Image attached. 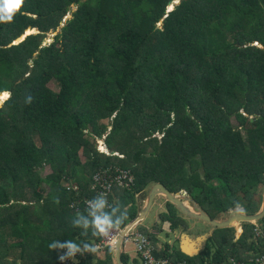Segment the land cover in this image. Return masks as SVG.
<instances>
[{
  "label": "trees",
  "instance_id": "trees-1",
  "mask_svg": "<svg viewBox=\"0 0 264 264\" xmlns=\"http://www.w3.org/2000/svg\"><path fill=\"white\" fill-rule=\"evenodd\" d=\"M173 1L25 0L0 24V93H10L0 106V264H114L108 246L66 257L51 247L100 242L71 222L89 218L85 200L101 193L127 212L120 227L156 182L186 191L212 218L259 210L264 0H179L170 9ZM29 29L39 33L13 44ZM107 129L108 154L97 149ZM120 170L132 176L122 185L113 181ZM166 207L161 222L184 224ZM258 224L257 239L244 224L235 242L233 228H217L214 255L208 245L188 256L167 243L155 254L231 264L234 247L264 254V216ZM121 260L130 264L123 251Z\"/></svg>",
  "mask_w": 264,
  "mask_h": 264
},
{
  "label": "clouds",
  "instance_id": "clouds-1",
  "mask_svg": "<svg viewBox=\"0 0 264 264\" xmlns=\"http://www.w3.org/2000/svg\"><path fill=\"white\" fill-rule=\"evenodd\" d=\"M24 3H25V0H0V24L12 23L13 20H14V16L18 12H20V10H21L22 6L24 5ZM29 30H36L35 33H39V31L37 29H29ZM29 30H27V31H29ZM26 32L21 37L22 39H24V37L26 38V36L29 35ZM21 38L17 39L13 44L20 43V42H17V41L20 40ZM9 95H10V93H9ZM32 99H33L32 96L29 95L27 97V99H26V102L27 103H31ZM0 106H2V104H0ZM157 136L160 137L161 134H159ZM104 137H105V135L102 137V139H99L100 142L104 143ZM97 149H99V148L97 147ZM99 150H100L101 153L108 154V149L107 148H106V152L102 151L101 149H99ZM113 153L114 152H112V154ZM263 189H264V187H263ZM262 192H263V190H262ZM173 193H175V192H173ZM175 194H177L178 197H185V198L192 197L189 194H187L186 191H184V190H180V191L176 192ZM55 202L58 203V200H56ZM261 202H262V199H261ZM185 203L187 205H190L188 200L185 201ZM196 204L198 205L197 202H196ZM87 206H88V209H89V211H88V217L89 218H84L82 215L78 214L76 216L77 218L72 219V222H71L74 227L82 229L81 235H84V236H87L89 234V232H91V235L94 236V237H97V238H109L111 233L113 232V230L118 229L120 227V225L127 219V212L124 210L123 206L120 203L109 204V201H108L106 195L103 194V193H101V194L95 196L93 199L89 200L87 202ZM260 207H261V205H260ZM234 209H239L242 213H244V211L241 208H234ZM166 210H167V207H165V205L163 204V206H161L160 211H158L157 216L160 217L159 216V212L166 211ZM230 211L231 210H229L228 212H230ZM228 212H223L221 214V216L216 218V219H222V218L226 217ZM178 213L180 214L179 211H178ZM181 218L184 220L183 217H181ZM167 221H169V220H167ZM155 222H157V221H155ZM164 222L165 221L162 222V225H163ZM258 222H259V220L258 221H254V222H249V223H240V224H242V228H243L244 224L251 225V227L253 228L252 238H253V236H255V238L257 239L261 235V227L257 228L254 224L259 225ZM159 223H161V221ZM181 225L184 226L185 225V221H184V224L180 223V225H178L176 228H170L167 231H175V234H176V231H179V226H181ZM140 226L141 225H139V227ZM161 227H163V226H161ZM210 228H212V227L210 226ZM147 232H149V231H147ZM241 235H242V233H241ZM176 237H178V236H176ZM239 237H238V239H239ZM157 239L158 238L156 236V240ZM232 242H233V240H232ZM156 243H154V246L156 247L155 253L156 252H160L162 250V248L159 247ZM51 247H54V248L59 247V248L67 249V252L65 253V256H74L76 253H79V252H96L97 251V248L95 246H92V245L87 244V243H84L83 246H81L80 244H78V243H76L74 241H66L63 244H58V243L57 244H53V245H51ZM175 249L176 248L170 249V252L172 250H175ZM261 255H264V254H256L255 253V258H258ZM156 256H164V255H156ZM167 257H169V256H167ZM229 262L231 264H233V263L242 264L241 262H236V261H234V262L229 261Z\"/></svg>",
  "mask_w": 264,
  "mask_h": 264
},
{
  "label": "water",
  "instance_id": "water-1",
  "mask_svg": "<svg viewBox=\"0 0 264 264\" xmlns=\"http://www.w3.org/2000/svg\"><path fill=\"white\" fill-rule=\"evenodd\" d=\"M171 7L170 9H172ZM25 39V37H24ZM24 39H20L19 41H23ZM1 94V93H0ZM1 104V103H0ZM159 195L165 198L166 201L170 202L175 209H177L181 214L185 215L184 218L185 225L179 226L180 232V244L179 250L188 256H195L199 253L203 246H200L199 243H194V241H205L209 232L205 235H193L190 233V229L194 223L202 222L207 224L209 227L212 228H231L234 226L235 223H249L260 220L264 216V189L262 192V202L260 209L255 214H246L242 213L239 209H233L228 212L227 216L222 219L212 218L204 209L199 207L195 200L192 197H178L177 194L171 192L165 185L160 182H156L150 185L148 192L146 194V199L143 202L139 212L130 219L128 222L124 224V226L120 229L119 234L116 238V241L112 247L113 250V260L114 264H123L121 260V246H122V239L128 233L130 229L133 227L138 228L141 221L147 215L150 206L154 200V198ZM190 203L187 205L185 201ZM158 220L159 217L155 216ZM175 232V231H173ZM188 240H192L191 243H188ZM202 242V243H203ZM197 247H193V244Z\"/></svg>",
  "mask_w": 264,
  "mask_h": 264
},
{
  "label": "rangeland",
  "instance_id": "rangeland-1",
  "mask_svg": "<svg viewBox=\"0 0 264 264\" xmlns=\"http://www.w3.org/2000/svg\"><path fill=\"white\" fill-rule=\"evenodd\" d=\"M179 0H175V1H173L172 3H171V5H170V8L171 7H173L174 6V4H175V2H178ZM73 8H75V7H73ZM72 17V15H70L68 18H71ZM63 21H65V20H63ZM36 32V30H29V31H27L26 33L27 34H32V33H35ZM54 35H56V33L55 34H51L50 36H49V38H47V40L45 41V44L46 43H48V44H50L51 42H52V37L54 36ZM17 42H20L19 40L17 41ZM50 89H52L53 91H55V92H57L58 91V88H57V86L54 84V83H52V82H50V83H48V85H47ZM0 97H2L3 99L2 100H0V103L1 104H3V102L4 101H6L7 100V98L9 97V93L7 94V93H4V94H1L0 95ZM108 121H110V120H108ZM108 121L106 120V121H101V122H99L100 124H108ZM231 122H232V124L233 125H235V124H237L236 122H235V120H231ZM109 128V127H108ZM87 132V131H86ZM108 132V129H107V131L104 133V135H106V133ZM94 137V136H93ZM97 138V137H96ZM97 142H98V145H97V147L99 148V149H102L103 151H106V148H103L104 146L103 145H100V143L102 144V142H100V140L98 139L97 140ZM100 142V143H99ZM121 156V155H120ZM81 160L82 161H84L85 159H84V157L83 156H81ZM38 172H39V174L43 177V176H46L47 174H50L51 173V169L49 168V166H46V167H43V168H40V169H38ZM62 185L63 186H67V183H65V182H63L62 183ZM149 187H150V185H148L145 189H144V196L143 197H139V194H137V196H136V198H138V200H139V203H140V205L138 206V208H137V211H136V213L137 212H139V208H140V206H142V202H144L145 201V197H146V194H147V192H148V189H149ZM263 190V189H262ZM228 199H231L230 197H227ZM144 200V201H143ZM164 198H161V199H155L154 200V203L152 202V204H151V206H150V209H149V211H148V213H147V215L144 217V220L142 221V223H144V221H148V224H149V226H152V224H153V222L155 223V221H157V223L160 221V219H156V217L155 216H157V213H158V211H160V209H161V206H163L162 204H163V202H164ZM242 202H245V201H243L242 200ZM157 204H158V206H157ZM176 214L177 215H179L180 217H186L185 215H183V214H179L178 213V210L176 209ZM151 217H152V219H151ZM130 220V219H129ZM128 220V221H129ZM155 220V221H154ZM127 221V222H128ZM151 223V224H150ZM160 225L162 226V222L160 223ZM144 226L146 227V225L144 224ZM201 226V224L200 223H195V227H196V229H195V231H190L191 232V234L192 235H195V234H197V233H200L199 232V227ZM123 227V226H122ZM162 228V231H160L161 232V234L157 237L159 240H158V242L160 241V243L162 244V250L164 249L165 250V244L167 243L168 245H170L171 244V246L173 247V248H176V249H179V243H178V239L176 238L175 240H174V235H175V232H173V231H166V230H164V228L163 227H161ZM146 229L148 230V231H150V229H149V227L147 226L146 227ZM135 230H137L136 229V227H133L132 229H130L129 231H128V233L131 231V232H133V231H135ZM204 230V229H203ZM203 230H201V231H203ZM152 235H155V236H157V234H156V232L154 231V230H151V232H150ZM221 233V232H220ZM220 233H218V235H220ZM214 240L212 239V238H210L209 240H208V246H209V249H210V254H212V255H214V253H215V250H217V248H216V245L214 244ZM112 249V248H111ZM121 250L123 251V252H125L126 254H128L130 257L131 256H133V254H134V244L132 243V242H130L129 240H124V238L122 239V246H121ZM113 251V250H112ZM113 263H114V260H113ZM130 264H132L131 262H130Z\"/></svg>",
  "mask_w": 264,
  "mask_h": 264
},
{
  "label": "built area",
  "instance_id": "built-area-1",
  "mask_svg": "<svg viewBox=\"0 0 264 264\" xmlns=\"http://www.w3.org/2000/svg\"><path fill=\"white\" fill-rule=\"evenodd\" d=\"M100 145H103L104 146L103 148H106L103 142L102 144L100 143ZM110 176L111 175L109 174L106 176V178H109ZM125 178L130 181L132 176H130V174L127 171L120 170L119 173H117L114 176L113 181L122 185L125 183L123 181ZM109 185L110 183L106 185V187H104L105 191L109 188ZM88 201L89 200H85V207L87 209H88V206H87ZM120 229L121 227L113 230L109 238H100V242L95 244L97 251L104 250V248L107 246L112 248L119 234ZM124 240H129L130 242L134 244V250L140 260V264H187V261L185 260L177 261V260L170 259L167 256H156L155 255L156 247L154 246V243L152 242L148 234L141 232L138 229L133 232L130 231L129 233H127L124 236ZM65 253H64V256H65ZM253 263L254 264H264V255H261L258 258H255L253 260Z\"/></svg>",
  "mask_w": 264,
  "mask_h": 264
},
{
  "label": "crops",
  "instance_id": "crops-1",
  "mask_svg": "<svg viewBox=\"0 0 264 264\" xmlns=\"http://www.w3.org/2000/svg\"><path fill=\"white\" fill-rule=\"evenodd\" d=\"M162 198V196H159V195H157L155 198H154V200L155 199H161ZM154 200H153V203H154ZM144 201V200H143ZM141 204H143V202L141 203ZM157 206H158V204H157ZM140 208H141V206H140ZM139 208V209H140ZM151 219H152V217H151ZM144 220V219H143ZM142 220V221H143ZM142 221H141V223H140V225L141 226H143V227H145L144 226V224L146 225V227L148 226L149 227V229H150V231L149 232H151V230H154L155 232H156V234H157V237L161 234V232L160 231H162V230H160V231H158V230H156V229H154V227H153V225L156 223H154L153 222V224H152V226H149V224H148V221H144V223H142ZM155 221V220H154ZM260 221V220H259ZM197 223H200L201 224V226L199 227V232L200 233H197V234H195L196 236L197 235H200V234H202V235H206L208 232H209V235L207 236V238L205 239V241L203 242V240L202 241H194V243L196 244V243H199L200 244V246H203L202 247V249L206 246V245H208V240L210 239V238H212V235H213V233L216 231V229L217 228H210L207 224H204V223H202V222H197ZM151 224V223H150ZM257 228H259L260 226L259 225H257V224H254ZM163 228H164V230H168V229H170L171 228V226H170V222L169 221H165L164 223H163ZM145 227V228H146ZM231 228H233V230H234V234H233V238H232V240H233V242H235L237 239H238V237L241 235V233H242V230H243V228H242V224H240V223H235L234 224V226H232ZM195 229H196V227H195V223L192 225V227H191V229H190V231H195ZM204 229V230H203ZM225 229V228H224ZM201 230H203V231H201ZM148 231V230H147ZM191 233V232H190ZM195 235H193L192 237H194ZM176 236H178V237H176ZM195 236V237H196ZM178 239V243L180 244V232L179 231H176V234L174 235V240L176 239V238ZM158 240L159 239H157V245L159 246V247H162V244L160 243V241L158 242ZM192 242V240H188V243H191ZM203 242V243H202ZM216 242V241H215ZM193 244V243H192ZM193 247L195 248V247H197L196 245H194L193 244ZM216 247H217V245H216ZM170 249H173V247L171 246V244H170ZM201 249V250H202ZM231 249H229L228 251H230ZM231 251H233V252H237V257L238 258H236L235 256H232L231 254H229V256H228V260L229 261H232V262H234V261H236V262H241V263H245L246 261H248V262H250V263H252L253 262V260L255 259V253L256 252H254L253 250H246V251H243L241 248H237V247H234ZM128 255V254H127ZM128 260H129V263L131 262L132 264H140V262H139V258H138V256L136 255V252L134 251V254H133V256H129L128 255ZM228 261V262H229Z\"/></svg>",
  "mask_w": 264,
  "mask_h": 264
},
{
  "label": "flooded vegetation",
  "instance_id": "flooded-vegetation-1",
  "mask_svg": "<svg viewBox=\"0 0 264 264\" xmlns=\"http://www.w3.org/2000/svg\"><path fill=\"white\" fill-rule=\"evenodd\" d=\"M163 204H164V205H165V207H166V201H165V200H164ZM163 204H162V205H163Z\"/></svg>",
  "mask_w": 264,
  "mask_h": 264
},
{
  "label": "snow or ice",
  "instance_id": "snow-or-ice-1",
  "mask_svg": "<svg viewBox=\"0 0 264 264\" xmlns=\"http://www.w3.org/2000/svg\"><path fill=\"white\" fill-rule=\"evenodd\" d=\"M3 98L2 97H0V100H2Z\"/></svg>",
  "mask_w": 264,
  "mask_h": 264
}]
</instances>
